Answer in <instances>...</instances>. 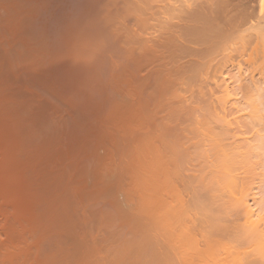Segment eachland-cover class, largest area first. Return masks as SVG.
I'll return each instance as SVG.
<instances>
[{"label": "bare ground", "instance_id": "1", "mask_svg": "<svg viewBox=\"0 0 264 264\" xmlns=\"http://www.w3.org/2000/svg\"><path fill=\"white\" fill-rule=\"evenodd\" d=\"M0 119V264H264V0H0Z\"/></svg>", "mask_w": 264, "mask_h": 264}, {"label": "rangeland", "instance_id": "2", "mask_svg": "<svg viewBox=\"0 0 264 264\" xmlns=\"http://www.w3.org/2000/svg\"><path fill=\"white\" fill-rule=\"evenodd\" d=\"M1 121H2V120L0 119V123H1ZM6 122L8 123V121H6ZM6 122H4V123H6ZM0 125L2 126V127L0 126V132H1L2 128L5 127L6 125L4 126L3 123H1ZM1 147H2V146H1ZM1 147H0V148H1ZM3 148H4V147H3ZM0 152H1V150H0ZM2 153H4V149L2 150V152H1V156H0V157H3ZM10 153L13 154V152H10ZM10 153H9V154H10ZM14 154H15V152H14ZM14 154H13V155H14ZM7 155H8V154H7ZM7 155H6V156H7ZM13 155H12V156L8 155V156H10V158H11V157H14ZM6 156H5V157H6ZM8 156H7V157H8ZM5 157H3V158H5ZM7 157H6V158H7ZM10 158H7V160H9ZM5 160H6V159H5ZM5 160H4V161H5ZM5 162H6V161H5ZM8 162L10 163V162H11V159H10ZM0 163H2V164H0L1 166L4 165L6 168H8L7 165H5L6 163L4 164V162H3L2 160L0 161ZM9 163H7V164L9 165ZM6 168L4 169V167H3V168L1 167L2 170H6ZM1 169H0V174H1L2 172H4V173L7 172V170H6V171H2ZM4 173H2L1 175H3ZM1 175H0V176H1ZM4 175H5V174H4ZM6 175H7V174H6ZM6 175H5V176H6ZM17 176H18V175H17ZM18 177H19V176H18ZM0 178H1V177H0ZM11 178H12V177H10V179H11ZM19 178H20V177H19ZM2 179L4 180V182L1 181ZM2 179L0 180V231H1V232H0V243H1V244H0V251H3V249H5V247H6V246H4V245H7V244H8V245H7V249H8L9 244H10L9 241L11 240L10 242H12V241L14 242L15 238H17V234H18V232H19V233H22V232H23L22 230H24V228H22V225H21V224L26 225V223H24V222H25L26 220H28V219H26V220H22V219H24V216H25V215H27L26 217H28V214L25 213V215H24V213H22L24 216H23V215L20 216V214H21L20 211H21V210L19 211L20 213H19L18 215H17V213H16V216H19V217L22 218V219H19V218L17 217V218H18L17 220L20 221V222L17 221L18 224H17V222L14 223L15 221L12 222V221H11V218L9 219V217L12 216V215H10V213H8V212H11V213L14 212V210H13L12 207L10 206V205H11L10 202H12V201H13V202H17V201L19 200L20 197L18 198L17 201H16V200L14 201L13 199H14V197L17 196V195H16V193H15L16 191L13 190V187L16 188V187H15L16 185H15L14 183H12V182H8V181H10L9 177H7L8 181H5V180H7V179H6V178L4 179L3 176H2ZM14 179H15V178H14ZM14 179H13L12 181H14ZM16 179H17V178H16ZM19 180H20V179H19ZM1 182H2V183H1ZM7 182H8V183H7ZM16 182H17V180H16ZM16 182H15V183H16ZM5 183H6V184H5ZM12 185H13V186H12ZM22 186H24V185H22ZM22 186H21V187H22ZM11 187H12L11 190H13L12 192H11V190L9 189V188H11ZM6 189H7V190H10V191H7V192H6ZM17 189H18V191H20V192L24 190L23 187H22V188H17ZM20 189H22V190H20ZM8 192H11L12 194H11V193H8ZM7 193H8V194H7ZM21 193H22V192H21ZM17 194H18V193H17ZM25 194H26V193H25ZM8 195H9V196H8ZM20 195H22V194H20ZM20 195H19V196H20ZM15 198H16V197H15ZM22 198H23V196H22ZM36 198H37V197H36ZM36 198H35V196H33V198L31 197V199H29V200H31V201L33 202V204H34V203H35L34 200H35ZM11 200H12V201H11ZM22 200H23V201H24V200L26 201V197H25V199H22ZM27 200H28V199H27ZM19 201H20V200H19ZM35 201H37V199H36ZM20 202H21V201H20ZM27 202H28V201H26L25 203L27 204ZM22 203H23V202H22ZM22 203L20 204V206H19L17 203H16V204H17V206H19V207H23L22 205H24L25 203H23V204H22ZM26 204H25V207L28 206V204H27V206H26ZM8 205H9V206H8ZM12 205H14V203H13ZM17 206H16V207H17ZM2 207H3V208H2ZM23 208H24V207H23ZM23 208H22V211H23ZM19 209H20V208H19ZM19 209H18V210H19ZM25 209H26V210H24V212H27L28 209H29V207H27V208H25ZM9 210H10V211H9ZM3 211H4V212H3ZM15 211L17 212L16 209H15ZM5 212H6V213H5ZM13 214H15V213H13ZM5 215H6V216H5ZM9 215H10V216H9ZM22 216H23V217H22ZM5 217H6V218L8 217V218L6 219ZM26 217H25V218H26ZM12 218H13V216H12ZM2 219H3V220H2ZM8 219H9V220H8ZM15 219H16V218H15ZM4 220H8V221H6L7 224H6V223L4 224V222H5ZM12 220H14V219H12ZM1 221H3V223H1ZM10 222H12L13 225H10V224H11ZM22 222H23V223H22ZM19 223H20V224H19ZM3 224H4V225H3ZM6 225L9 227V229H8L9 231H8L6 228H4ZM15 225H16V226H15ZM20 225H21V226H20ZM3 226H4V227H3ZM10 226H11V227H10ZM18 226H20V227H18ZM8 227H7V228H8ZM15 227H16V228H15ZM24 227H25V226H24ZM10 228H12V229H10ZM14 228H15V229H14ZM26 228H27V227H26ZM6 230H7V231H6ZM10 230H11V231H10ZM13 230H15V231H13ZM17 230H18V231H17ZM19 230H20V231H19ZM25 230H26V229H25ZM4 231H5V234H3ZM21 231H22V232H21ZM26 231H28V230H26ZM26 231H24L23 233H26V234H24V236H25V238H26V242L28 241V242H27V245H25L24 243L19 244L21 247H22V245H25V246H23L24 248H23V247L21 248V247L18 246V250H17V247H16L15 250H16L18 253H19V251H21L22 249H23V250L25 249L24 251H29V249H30L29 247H30V245H31V241H29V240H31V237H30V235H29ZM9 232H10V233H9ZM8 233H9L11 236H10ZM12 233H13V234H12ZM23 233H22V234H23ZM13 235H15V237H14ZM27 235H28L30 238H29ZM4 236H5V237H4ZM6 236H9V238L6 237ZM1 237H2V238H1ZM10 237H11L12 239H11ZM13 239H14V240H13ZM28 239H29V240H28ZM7 241H8V242H7ZM3 242H4L5 244H4ZM6 242H7V243H6ZM28 243H29L30 245H29ZM2 246H4V247H2ZM27 247H28V250H26ZM1 248H2V249H1ZM9 248H10V249H8V251H11V250L13 251L15 247H13V248H12V247H9ZM20 248H21V249H20ZM15 250H14V251H15ZM23 250H22V251H23ZM8 251H5V250H4V252H1L0 254L7 252V256H6V259H7V257L9 256L8 253H10V254L12 253V252H8ZM14 251H13V253H16L15 255H17L18 253H17V252H14ZM23 253H24V252H23ZM25 253H26V252H25ZM5 254H6V253H5ZM21 254H22V253H21ZM12 255H13V254H12ZM17 256H19V255H17ZM33 256H34V257H33ZM32 257H33V258H32ZM32 257L30 258L32 261H29V262H32V263L34 264V262H35L34 260H35L36 255H32ZM2 258H3V257H2ZM4 258H5V256H4ZM6 259H5V264H7V263H6ZM33 259H34V260H33ZM2 260H3V259H2ZM29 262H28V264H32V263H29ZM2 264H3V263H2Z\"/></svg>", "mask_w": 264, "mask_h": 264}]
</instances>
